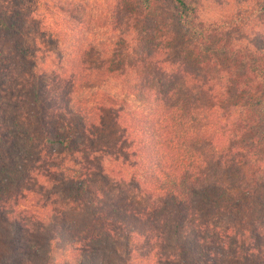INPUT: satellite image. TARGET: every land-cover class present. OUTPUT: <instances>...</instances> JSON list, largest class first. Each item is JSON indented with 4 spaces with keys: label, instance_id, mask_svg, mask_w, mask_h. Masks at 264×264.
Instances as JSON below:
<instances>
[{
    "label": "trees",
    "instance_id": "16d2710c",
    "mask_svg": "<svg viewBox=\"0 0 264 264\" xmlns=\"http://www.w3.org/2000/svg\"><path fill=\"white\" fill-rule=\"evenodd\" d=\"M109 5L63 63L0 8V264H132L150 243L157 264H264V0ZM234 209L206 247L198 218Z\"/></svg>",
    "mask_w": 264,
    "mask_h": 264
},
{
    "label": "rangeland",
    "instance_id": "374dc122",
    "mask_svg": "<svg viewBox=\"0 0 264 264\" xmlns=\"http://www.w3.org/2000/svg\"><path fill=\"white\" fill-rule=\"evenodd\" d=\"M115 1L116 0H37L35 3V0H0V8H9L11 12L17 13L16 17L19 19V24L25 32V38L21 41H25L26 45L29 43V47L34 46L35 49L42 48L44 50L43 52L49 56L47 60L57 55L62 56L63 60L61 63H63L65 59H69L70 55L74 54V44L82 40H90L89 33H86L89 30L88 24H91L94 18L101 21L102 14H105L108 10L107 6L112 4V2L115 3ZM205 15L216 16L213 12H206ZM175 26L174 23L169 24L170 30H173L171 38L174 37L176 41L182 33L181 30H178L177 26L176 28ZM51 32H56L58 34V46L53 45L52 39L48 36ZM84 36L85 39H82ZM21 41L19 40L18 43H21ZM47 60L46 63H49ZM86 60L87 68L92 70L91 75L94 74L93 70L101 68L105 63L104 59H101L100 56L95 54L90 55ZM48 66H51L50 63ZM14 70L17 72L19 67L16 66ZM113 82L112 80L109 82L106 81L98 88L102 91L111 92V90L114 89ZM9 98L10 97L5 94H0L1 116L6 115V117H8L12 114L10 106L12 107L13 102H11ZM21 113L22 111L19 112L18 115H21ZM109 137V131L105 130L101 132L96 139L97 145L103 143L106 144V146H110ZM262 162H264V160H262ZM223 164H227V160L226 163L224 162ZM96 174L97 172L92 173L89 177L91 185L95 182ZM215 176L225 182L233 180L228 176L227 170L223 165L217 169V173L215 168ZM257 178L261 179V183L256 186V190L261 196H264V174H257ZM234 181H237V177H235ZM104 186L108 191L107 198H109V200L121 197V192L123 191V187H125L123 180H105ZM137 201L142 204L148 202L142 196H140ZM236 211L237 210L234 209L230 212L226 211V213L218 212L215 219L209 214H205L198 218L199 222L201 220V222L209 223L213 229L202 231V235L205 237L206 247L212 248L211 245L216 242V239L219 237V232H224L229 222L236 218V216L233 215ZM29 218L30 217H27V220ZM225 237L226 236L223 235L222 239ZM151 248L152 243L148 245L144 244L142 248L135 249L134 252L136 256H138V259L133 260L132 264H157L152 257ZM141 255H143V257H141ZM222 255L223 254L216 257L220 258ZM228 255L230 256L231 254L228 253Z\"/></svg>",
    "mask_w": 264,
    "mask_h": 264
}]
</instances>
